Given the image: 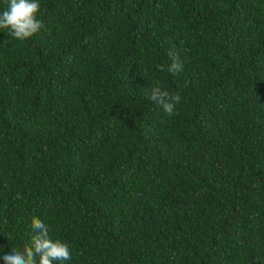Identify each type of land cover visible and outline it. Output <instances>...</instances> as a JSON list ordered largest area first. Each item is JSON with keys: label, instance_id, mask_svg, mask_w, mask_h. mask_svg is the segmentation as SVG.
<instances>
[{"label": "trees", "instance_id": "1", "mask_svg": "<svg viewBox=\"0 0 264 264\" xmlns=\"http://www.w3.org/2000/svg\"><path fill=\"white\" fill-rule=\"evenodd\" d=\"M0 264H264V0H0Z\"/></svg>", "mask_w": 264, "mask_h": 264}]
</instances>
